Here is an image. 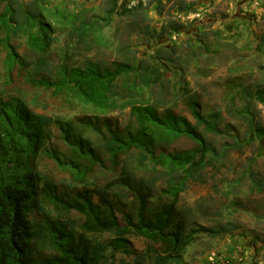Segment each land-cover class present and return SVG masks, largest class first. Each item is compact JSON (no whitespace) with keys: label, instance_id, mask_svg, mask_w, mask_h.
Segmentation results:
<instances>
[{"label":"rangeland","instance_id":"374dc122","mask_svg":"<svg viewBox=\"0 0 264 264\" xmlns=\"http://www.w3.org/2000/svg\"><path fill=\"white\" fill-rule=\"evenodd\" d=\"M13 1L30 10H36L37 1L51 8L88 10L100 17L99 22L113 4V0ZM115 1L119 2V11L127 8L129 12L112 16L100 42L90 38L77 44L69 33L58 34L49 52L41 57L30 49L23 33L10 34L0 29V42L10 39L27 62L24 67L10 70L6 65L7 51L0 44V98L20 96L35 113L53 119L83 121L95 115L122 127L132 123L131 107L127 106L131 101L153 104L160 112L171 110L197 126L188 107L194 98L205 117L219 115L223 133H212L198 126L217 158L188 181L179 205L194 228H213L220 233H196L194 242L186 249L184 264H206L200 261L203 257L222 251L219 241L237 235L240 237L234 244L237 250L242 240L260 246L259 257H250L248 264H264V141L255 134L257 127L264 129V105L254 98L258 90L264 89V0ZM189 6L192 9L186 11ZM68 43L74 45L67 49ZM39 58L46 63L42 74L55 68L61 59L74 65L96 62L104 67L113 62H127L135 65L137 72L119 80L116 109L94 114L79 100L56 95L39 84L35 67ZM131 86L137 89L131 91L128 88ZM52 133L51 145L65 150L56 127ZM195 148L194 141L182 137L174 139L168 149L175 153ZM104 159L105 167L95 168L86 183L75 186L97 189L118 178L121 169ZM123 160L139 178L153 184L156 198L167 188L162 168L149 160L142 166L138 152L123 156ZM36 166L63 190L73 183L70 173L46 156L36 159ZM116 193L124 202L120 207L132 206L130 203L135 199L130 192ZM62 216L81 222V216L75 212ZM128 239L135 254L119 252L109 263L150 264L138 258L150 253L153 245L135 236Z\"/></svg>","mask_w":264,"mask_h":264},{"label":"trees","instance_id":"16d2710c","mask_svg":"<svg viewBox=\"0 0 264 264\" xmlns=\"http://www.w3.org/2000/svg\"><path fill=\"white\" fill-rule=\"evenodd\" d=\"M0 3V29L10 34L23 33L39 57L49 52L62 33H69L77 44L90 38L100 42L112 16L129 12L127 8L119 11V2L113 0L111 9L99 22L100 17L88 10L51 8L40 1L35 3L36 10L26 5L19 7L13 0ZM191 9L189 6L185 10ZM0 44L7 51L6 65L10 70L27 65L10 39ZM71 45L68 43L67 49ZM45 64L44 58L35 64L39 84L56 95L79 100L94 114L116 109L119 80L137 72L135 65L127 62L104 67L96 62L74 65L61 59L55 68L42 74ZM254 98L264 105V89L258 90ZM127 106L131 107L132 123L122 127L95 115L83 121L53 119L35 113L20 96L0 98V264H110L119 252L135 254L129 236L153 245L150 253L138 260L184 264L186 249L196 233H220L213 228H194L179 205L188 181L217 158L198 126L223 133L219 115L205 117L194 98L188 107L197 126L171 110L160 112L153 104L131 101ZM53 127L58 129L65 150L51 145ZM255 134L264 141V129L257 127ZM182 137L194 141L196 148L170 152L174 139ZM133 152H138L142 166L149 160L162 168L167 188L157 198L153 184L124 164L123 156ZM40 156L70 173L73 183L63 190L42 175L36 166ZM104 157L121 169L120 176L102 188L76 187L86 183L95 168L105 167ZM118 190L134 197L130 208L120 207L124 202L116 193ZM72 212L81 216V222L62 216Z\"/></svg>","mask_w":264,"mask_h":264},{"label":"crops","instance_id":"0c3cea01","mask_svg":"<svg viewBox=\"0 0 264 264\" xmlns=\"http://www.w3.org/2000/svg\"><path fill=\"white\" fill-rule=\"evenodd\" d=\"M228 238L227 240L218 242L220 244L219 250L222 251L212 252L208 257H203L200 261L206 264H248L251 260L250 257H259L261 250L258 244L246 243L245 240H242L243 244L237 250L234 244L237 240H240V237L237 235Z\"/></svg>","mask_w":264,"mask_h":264}]
</instances>
